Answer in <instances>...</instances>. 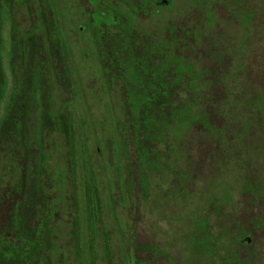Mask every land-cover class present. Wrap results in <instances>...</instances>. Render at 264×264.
<instances>
[{
	"label": "rangeland",
	"instance_id": "374dc122",
	"mask_svg": "<svg viewBox=\"0 0 264 264\" xmlns=\"http://www.w3.org/2000/svg\"><path fill=\"white\" fill-rule=\"evenodd\" d=\"M104 1L110 8L75 0L71 33L68 0H36L33 11L0 0V123L17 75L25 67L35 75L21 133L24 152L0 140V247L20 252L18 219L27 236L43 220L54 234L45 240L64 250L56 258L49 253L53 264L63 255L69 264H224L229 254L242 264H264V0H173L163 7L159 0ZM38 11H47L46 21ZM91 16L93 27L82 31ZM12 25L20 36L42 37V52L27 62L16 58ZM48 28L56 45L50 54ZM99 28L129 31L134 57L164 44L190 66L171 98L159 96L169 118L157 133L163 137L136 138L131 116L144 97L118 86L103 91L108 78L95 58ZM134 66L143 72L139 62ZM125 75L136 82L134 74ZM72 104L66 115L75 118L77 145L41 127L44 113L59 115ZM197 115L200 122L193 121ZM142 149L149 164L140 163ZM22 165L35 167L26 196L15 194L25 178ZM95 194L102 208L97 217ZM201 222L214 238L209 252L198 245Z\"/></svg>",
	"mask_w": 264,
	"mask_h": 264
},
{
	"label": "trees",
	"instance_id": "16d2710c",
	"mask_svg": "<svg viewBox=\"0 0 264 264\" xmlns=\"http://www.w3.org/2000/svg\"><path fill=\"white\" fill-rule=\"evenodd\" d=\"M41 1V0H39ZM10 3L13 7V9L22 8V7H29L30 10L33 11V7L36 5V0H10ZM158 6L163 7L164 5H160L159 2L157 3ZM171 5V4H170ZM167 6V5H166ZM169 6V5H168ZM68 7V6H67ZM39 18L43 14L42 11H38ZM65 12V11H64ZM43 14L42 20L43 22L46 21L45 16L47 17L48 14ZM65 14V13H64ZM3 14H1L0 9V26L3 24L2 19ZM66 14L64 15V17ZM68 17V15L66 16ZM47 23V22H45ZM44 23V25H45ZM48 24V23H47ZM53 28V27H52ZM1 29V27H0ZM49 32H47L49 35L46 37V40H48L49 43H52V47L46 48L47 53H49L52 50L55 49L56 45L54 43V33L50 28L47 29ZM18 29L15 25H12V44H13V50L16 58L23 59L22 61L27 62L30 59V56L34 52H42L43 42H40V39H43L42 37L38 36L37 34H34V32L29 33L25 36H20L17 33ZM45 39V38H44ZM153 49H151V62H152V70L153 74L151 76V83H145L140 82L138 76H135L136 82L135 83H126L122 84L121 88L125 90L127 93V90L132 91L135 96L144 97V101H142L141 98H139L140 103L135 101V103L138 104V114L137 117L133 118L132 125L134 126V131L136 133V138L140 139V136L143 134L146 136H152L154 139L161 138L163 135L157 134L158 130H165V127H167L166 122H168V116L164 113V108L166 107L165 104H162L161 107L159 105V96H165L168 95L169 98H171V95L175 93V87H178L180 83L183 82L184 77L186 76L187 71L190 69V66L187 65L185 60L182 56H177L175 52H172L171 50L167 49L164 44L159 45H151ZM51 53V52H50ZM49 53V54H50ZM159 61V62H158ZM174 67V69H173ZM39 68V67H38ZM42 68V67H40ZM33 68H26L24 72L20 75L18 74L16 77L14 92L12 94L11 102L7 108V111L5 112L1 123H0V140H8L10 141L14 147L17 146L22 149V130L23 127L27 124L26 119V113L28 112V104L30 102V94L32 89L35 88L34 83V72L32 70ZM34 70L36 71L37 68L34 66ZM39 71V69H38ZM166 72H168L170 75L169 77L172 78V83L167 82L166 84L161 81L160 78L166 75ZM133 75V74H131ZM129 75V76H131ZM112 86H117V84L113 83H106L104 85V92H106V88L111 91ZM4 89V70L3 66L0 63V104L2 101V93ZM75 96V95H74ZM134 96V97H135ZM75 100V97H74ZM126 102V100H125ZM148 104L149 106H145V104ZM152 104V106L150 105ZM72 107L74 108V105H68L64 110L59 114L56 115L55 113L52 114L44 113L42 117V125L43 131H58L63 134H65L68 138L69 142H73L74 139L76 140L77 145V138L76 134L78 133L75 128V118L74 116H68L66 115L67 110L71 111ZM107 107V106H106ZM108 109V108H107ZM129 109V108H128ZM182 110V111H181ZM179 113L181 112L182 117H186L185 109H181ZM72 112V111H71ZM184 114V115H183ZM74 115V114H71ZM187 115V114H186ZM200 117L197 115L193 118V121L200 122ZM142 123H146V125H142ZM137 127V129L135 128ZM151 129V131H150ZM75 136V138H74ZM86 139V136H85ZM123 143L124 139L122 137ZM85 142L87 140H84ZM118 143V141L115 139L114 144ZM74 145V143L72 144ZM126 145V142L124 143V146ZM128 145V144H127ZM140 145V144H139ZM123 146V149H124ZM122 149V150H123ZM25 149H22L24 152ZM101 150V149H100ZM102 153V151H101ZM25 154V153H24ZM26 158V154H25ZM27 159V158H26ZM140 163H150L149 160V154L146 150L141 151L140 153ZM23 167V174L25 176L24 180L20 183L22 185H18L15 189V194H19V192L23 193L25 196L27 194L25 188V184L27 181H29V176L31 175V172L34 171L35 167L22 165ZM1 177V176H0ZM88 177V176H87ZM88 179V178H86ZM27 186V184H26ZM129 187H131V184L129 182ZM6 198L10 201H12V196L10 194H6ZM92 201V207L93 214L95 217L99 216L101 213V205L100 200L97 198V195L95 194ZM20 203V208H21ZM113 213H116L117 206H114L113 209H111ZM16 214H20L19 210L16 212ZM116 221L119 220V217L115 216ZM48 222H44L43 220L41 222H38L33 236H27V234L23 231L25 230L26 223L23 222V220L18 219V225L20 226V230L18 231V236L22 239V245L19 252V249L17 246H11L12 250H4L2 247H0V261H6L10 263H16L17 264H53L54 260L53 258L57 256V254H60L64 252L63 249L57 246V241L47 242L45 239L46 237H52L53 231L48 230V227L46 226ZM200 226L205 230L204 235H200L198 245L201 249H203L205 252H209L210 250V243L214 242L213 236L210 235V228L206 226L205 222H201ZM78 239L82 238L79 233H77ZM17 240V237L15 238ZM240 243L242 242L239 240ZM246 243V242H245ZM78 245L83 250L82 240H78ZM80 251V250H79ZM51 253V256L53 255V258L51 256L49 257L46 253ZM66 255H63L61 259V264H69L68 258ZM8 258H11L7 261ZM224 264H242L240 258L238 255H232L229 254L225 259H223ZM245 264H251V261H247Z\"/></svg>",
	"mask_w": 264,
	"mask_h": 264
},
{
	"label": "flooded vegetation",
	"instance_id": "af4514ba",
	"mask_svg": "<svg viewBox=\"0 0 264 264\" xmlns=\"http://www.w3.org/2000/svg\"><path fill=\"white\" fill-rule=\"evenodd\" d=\"M74 1L75 0H68V21L72 19V14L75 10ZM97 1H100L103 5H105V8H110L109 4L104 0ZM158 2H160V0ZM115 11H117V9H115ZM87 23V26L84 25V27H82V31H85V29H89L90 26L93 27L95 23V17L93 16L90 22L87 21ZM68 28L71 33L75 31L72 21L69 22ZM99 29L101 32L96 30L98 34V41L96 45H98L97 48H99V50L95 51L97 52V56L95 58L99 60V63L102 62V69H104L105 71V78H108V83L117 84V86L121 88V85L125 84L122 79H127V83L131 82L128 79L129 77L125 75L129 72L130 74H134V76H138V78L140 77V82L144 81L145 83L150 84L151 76L153 74V66L151 62L152 46L146 53H144L142 58H137L136 56H132L129 52V49L132 48V45L130 43L131 40L129 39L127 34L125 35V33L129 31H125L123 32V34L116 35L114 32L112 33L111 28ZM119 33H121V30ZM137 62L141 64V68H144L143 72L140 68L142 73L139 71V69L137 70L136 66H134ZM105 64L109 65V67L112 68H106ZM122 69L124 70V72L122 71ZM134 76L132 77V79H135ZM160 79L165 84L168 82L166 75Z\"/></svg>",
	"mask_w": 264,
	"mask_h": 264
},
{
	"label": "water",
	"instance_id": "95a60500",
	"mask_svg": "<svg viewBox=\"0 0 264 264\" xmlns=\"http://www.w3.org/2000/svg\"><path fill=\"white\" fill-rule=\"evenodd\" d=\"M172 3V0H160L159 4L160 5H170Z\"/></svg>",
	"mask_w": 264,
	"mask_h": 264
}]
</instances>
